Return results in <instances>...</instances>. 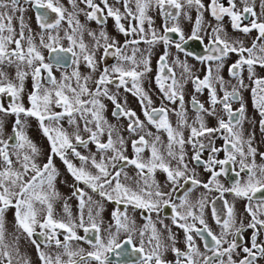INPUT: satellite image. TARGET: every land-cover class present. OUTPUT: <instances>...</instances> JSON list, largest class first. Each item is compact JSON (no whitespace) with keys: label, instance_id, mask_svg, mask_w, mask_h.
I'll use <instances>...</instances> for the list:
<instances>
[{"label":"snow or ice","instance_id":"snow-or-ice-1","mask_svg":"<svg viewBox=\"0 0 264 264\" xmlns=\"http://www.w3.org/2000/svg\"><path fill=\"white\" fill-rule=\"evenodd\" d=\"M81 2L88 10L79 9L77 0H69L74 9L73 12H68L60 0H23L25 5H30L35 10L36 21L41 30L33 34L32 29L25 24L23 14L27 9L21 7V0H0V66L7 64L14 65L16 68L14 79H9L7 74L0 70V95L11 98L8 108L0 103V112L11 113L17 117L13 126V135L7 139H0V264H30V261L20 254L17 245L20 236L13 233L11 241L6 238L5 211L9 207L15 208L16 228L22 230L31 239L42 264H92V262L111 264L110 254L112 253H115L117 257L138 254L140 257L138 264H166L162 256L163 252L168 250V246L162 242L161 233L150 215L156 213L159 219L160 213L165 210H171L172 223L183 229L185 234L186 250L181 251L175 247V237L171 234V229L164 225V229L169 232L168 239L172 242L171 251L176 255L175 264H256L259 258L264 257V243L257 242L260 231L264 230V219L260 218L264 216V165L255 164L256 149L251 146V138L247 141L242 138L241 126L246 117L240 89L245 87L241 75L245 65L249 79L254 75V65L259 64L264 67V19H261V16H264V0H261L259 16L254 7V0H240L242 7L237 6L236 0H228L227 7L219 0H210L207 8L202 0H134L135 11L130 7L133 0H115V4L122 3L123 13L120 8L109 4V0H100V3H96V0H81ZM153 7L165 19L163 35H158L152 27L153 19L148 15V11ZM193 7L198 13L195 26L191 35L185 37L179 23L169 26L167 21H178L181 15L191 19L187 9ZM79 11H83L88 20H95L97 23H102L107 17L113 18L118 30L126 37L139 35V39H126L124 48L129 44L139 45L141 42L150 46L163 43L165 51L158 60L155 82L164 98L173 104L177 100L180 102V111L177 113L180 120L177 129H174L168 120V109L163 106L152 107L153 101L142 87V78L152 70L150 55L141 53L138 59L137 52H140L138 47L132 48L131 55L125 54L123 48L118 46L114 39L109 42V37L103 30L99 36L95 32H88L94 41L93 47L89 49L83 39L84 25L76 18ZM203 11H210L217 21L228 16L234 30L244 34L256 30L258 35L251 47H245L241 41H232L226 34L222 35L224 29L218 25L211 30L205 47L206 55L186 52L184 45L189 40L204 42V38L200 35ZM16 13L20 15L16 17ZM14 18L19 20L18 32L13 26ZM123 18H130L136 21V24H130L128 28H125L121 23ZM244 20H248L249 23L244 24ZM62 21L68 24V30H65L64 34V38L68 41L67 47L61 44V37L58 34H53L58 32ZM145 22L148 24L151 38H148L146 33ZM169 34H176L178 40L173 41ZM12 45L14 47H10ZM173 45L179 52L194 56L202 64L207 65V74L201 79L199 76L192 75L186 61H174L180 64L184 73L188 74L197 93L204 89H208L209 92L211 107L208 109L195 96L192 97V105L197 115L191 125L185 119L183 84L176 78L173 68L168 64V49ZM41 48L48 50L51 56L50 61H46ZM100 49H103L101 61L107 62L110 57H115L117 63L111 67H104L99 78L94 81L96 87L93 91L88 87V81L92 79L91 75L82 76L79 64L83 60L91 72H96L98 67L96 53ZM229 54L238 56L228 69L230 76L237 81L236 85L231 86V90L226 86L227 82L224 78L219 75L225 58ZM69 60L71 65L75 66L74 70L71 75L63 74L58 80L53 73L54 66L65 67ZM125 62L131 66L125 67ZM212 62H215V69ZM29 75L32 80V91L28 94L31 107L25 108L20 101L21 94L25 91V80ZM73 80L75 86L71 82ZM114 82L117 89L124 87L125 91L131 92L138 98L143 115L149 124H152L157 131L162 129L167 132V156L177 161L176 167H170L169 162L159 152L157 148L159 136H155L150 143L144 134H139V138L132 141L135 158L129 159L124 155V139L119 135L113 139L114 129L111 125L105 128L107 121L102 114L105 105L100 97H107L112 101L116 109L112 113L113 116L128 119L127 131L138 134L144 131L145 125L135 111L123 107L117 101L116 95L110 94L107 85ZM253 83L255 84L252 88L253 102L261 117L259 121L261 130L264 131V79L257 78ZM216 84H219L223 96L217 95ZM85 96L88 99H84ZM233 101H241L238 109H233ZM217 105L222 106L220 111L227 116V119L218 115ZM53 107L60 108L62 111H53ZM201 113L217 116L218 126L207 127ZM21 114L35 117L50 143V155L42 166L37 162L40 150L26 136L20 119ZM77 114L84 121L82 130L88 133L87 139L80 134V125L76 120ZM65 116L68 117L70 125H76V131L71 136L60 126V121ZM45 121L48 123L45 124ZM185 126L190 128L187 141L184 139L183 132L179 130ZM105 131H107L108 139L107 142H102L100 136ZM213 133H221L224 146L222 149L211 147V154L204 161L201 159V152L205 144L200 138H208L211 145ZM146 135L152 136V133L148 132ZM89 143L95 144L100 153L99 160L95 154L85 156L77 150V146L87 148ZM186 143L193 146L192 160L211 173V178L206 183L198 180L195 170H190L185 162L184 145ZM245 144L247 152H245ZM176 146H179L178 152ZM145 148L151 150V156L147 160L141 157ZM69 150L70 154L81 162L79 167L68 159ZM221 150L225 153V158L217 159L215 154ZM109 151L113 153L111 156L107 155ZM53 156L61 159L75 181L83 183L107 201H114L117 205L125 206L123 210L117 207L111 213L115 222V231L112 230L113 225L109 224L104 229L107 236L101 235V222L98 217L102 206L97 204V210L94 213L92 205L95 202L87 196L84 189L79 187L72 195L79 200L80 216L73 219L65 203L64 212L67 218H54L52 201L59 194L54 189L57 171L53 164ZM249 156L253 157L252 163H246ZM261 156L264 157V153H261ZM118 163L120 167L117 169ZM229 164L233 166L238 164L239 171L233 167L234 176L231 186L225 187L217 178L221 175L227 177L228 169L225 166ZM89 165L96 170L95 173L89 170ZM127 165H134L138 170V179L134 181L135 188L123 184L120 180L122 173L125 179H129L124 172ZM217 165H219L218 171ZM157 169L167 174V182H170L172 186L170 191H164L153 178ZM190 171L191 175H189ZM241 173H244L246 178H241ZM181 180L187 187L178 197L179 203H177L173 200V193L181 187ZM196 186H202L209 191L215 189L220 192L221 198L227 192L248 202L245 211L251 220L246 227L253 230L250 247L242 246L237 242V237L241 236L245 225L241 222L237 226L234 206L229 205L227 200L223 201V207L226 209L223 217L218 213L215 202H212V216L216 224L220 226V233L217 235L212 231L204 218L206 198L201 197L195 204L189 200V193ZM37 204L40 207H37ZM129 205L134 210L139 209L149 213L146 217L148 222L143 228L138 229L135 221L128 215L127 206ZM86 206H88L87 219L84 215ZM159 222L163 224L162 219ZM37 228L40 230L38 233ZM78 229H82L85 235H78ZM121 234L125 237L123 240L120 239ZM36 235L44 238L45 246L54 242L57 248H62L63 255L68 257L67 261L62 260L61 254L53 258L42 251L41 245L36 239H32ZM59 235H63V241ZM90 235L94 239L90 238ZM229 236L232 237L231 240L227 239ZM196 237L204 241V248L211 255L200 251L196 245ZM137 238L138 245L135 243ZM82 240L91 245V251L85 253L83 248L72 249L70 242ZM238 248H241L245 254L239 261L233 259V254ZM225 257L227 260L224 259Z\"/></svg>","mask_w":264,"mask_h":264},{"label":"flooded vegetation","instance_id":"flooded-vegetation-1","mask_svg":"<svg viewBox=\"0 0 264 264\" xmlns=\"http://www.w3.org/2000/svg\"><path fill=\"white\" fill-rule=\"evenodd\" d=\"M202 2L204 3L205 7L207 8L208 5L210 4V0H202ZM220 3H222L225 7L228 6V0H219ZM237 2V6L238 7H242V5L240 4V0H236ZM60 3L67 9L68 12H73L74 9L71 5V3H69V0H60ZM96 3H100V0H96ZM109 4H113L115 7L120 8L121 13L124 12V8L122 3L121 4H115V0H109ZM261 0H254V7L255 10L258 14V16L261 13ZM77 6L79 9H84V10H88L86 8V5L83 4L81 2V0H77ZM21 7H24L27 9V11L23 14L24 15V19H25V24L28 26L27 21L30 20L31 23L29 24L30 26H28L29 28L32 29L33 34H37L39 33L41 30L38 27L37 21H36V17H35V10L30 6V5H25L23 3V0H21ZM130 7H132L133 11H135V4H134V0L133 2L130 4ZM188 11V15L191 17V19L185 18L183 15H181V17L179 18L178 21H172V20H168L167 23L169 26H172L173 23H179L180 27L182 28L185 37H188L189 35H191V31L193 29V27L195 26V20H196V16H197V10L195 7L191 8V9H187ZM20 14L16 13L15 16L18 17ZM106 15V13H105ZM148 15L152 17L153 19V25L152 27L156 30L158 35H163V25L165 23V19L162 15L158 14L157 10L153 7L151 9H149L148 11ZM76 18L80 21L81 24L84 25V35H83V39L84 42L87 44L88 46H90L91 48L93 47V39L92 37H90L88 35L89 31L95 32L97 34V36H99V33L101 32V30H103L104 32L107 33V36L109 37V42H111L113 39L117 42V45L123 48V51L125 52V54L127 55H131L132 54V48L133 47H138L140 49V52H137V57H140L141 53H143L144 55H150V57H155L154 58V71H153V81L155 82V77L158 73V60L159 57L164 53L165 48L163 43H156L154 45H148L144 42H141L139 45L133 46L131 44H129L126 48H124V44L126 39L127 40H131V39H139V35H135V36H129L126 37L123 33H121L118 28L116 27V23L114 21L113 18L111 17H107L106 19L103 20L102 23H97L95 20H88L86 18V16L84 15L83 11H79L77 12V16ZM261 19H264V16H261ZM67 24L66 21H62V24ZM121 23L124 24L125 28H128L130 24H136V21L130 20V18H123L121 20ZM244 24L249 23L248 20H244L243 21ZM32 24V25H31ZM222 26V28L224 29V32L222 33V35L226 34L227 38H229L230 40L234 41L236 40V38H231V33H230V29L234 30L231 26V19L228 16H224L222 20L217 21L214 17H212L210 11H203V18H202V25H201V32L200 35L204 38V42L200 43L199 41H192L189 40L187 42V44L184 45L186 52H192L195 55H206L207 53L205 52V47L208 44V40H209V36L211 34V30L213 27L216 26ZM13 26L16 29H19V20L17 18L13 19ZM145 30L146 33H148V38H151V33L148 27L147 22H145ZM235 32L239 33V41H241L243 43V45L245 47H251L252 42L255 40L256 36L258 35V33L256 32V30H253L251 33L248 34H244L240 31L234 30ZM171 39L173 41L178 40V36L176 34H169ZM36 39H38V36L36 37ZM259 43V42H258ZM62 44V43H61ZM64 47H67V45L62 44ZM169 55H168V64L169 66H171L173 68V71L176 74V77L178 75V67H181L179 63H174V61L177 59L179 61H183L182 59L184 58V60L187 62V64L190 62H199V60L195 59L194 56H190V55H186L185 52H179L174 45L171 46L168 49ZM103 54V49H100L97 51L96 53V57H99L101 64L103 65V68L105 66H109L112 64H116L117 63V59L115 57H110L107 62L101 61V56ZM53 55V54H52ZM245 55H247V53H245ZM47 57H51L48 50L46 53ZM181 58V59H179ZM225 59H230V63L226 65V69H225V73L230 76L229 74V67L232 63H234L237 59L238 56L236 54H229V56ZM190 60V61H188ZM207 71V67L204 68ZM253 72L254 75L252 76L251 79H249V73L247 71V66L245 65L241 75L243 77V82L245 87L240 89V95L242 97V103L244 104L245 107V117L246 119L242 122V127H244L245 125H258L260 126V114L258 109L255 107L254 102H253V95H252V88L255 87V84L253 83V81L257 78L260 79H264V67L260 66L259 64L254 65L253 67ZM101 73V72H100ZM197 76V75H194ZM201 78V77H200ZM203 79V78H201ZM191 80V79H190ZM190 86L187 87H183V95H184V107H189V111L190 113H196V110L193 108L192 105V97L195 96L196 99L204 104V106H206V102L202 101L201 98L198 96V93L195 91L194 85L192 83V81H190ZM115 83V82H114ZM156 84V82H155ZM128 87H131V84H128ZM124 88V87H123ZM155 89H158V86L156 84ZM125 90V89H123ZM110 94H115L116 95V99L117 101L126 109H131L133 111L136 112L137 116L139 117V119L141 121L144 122V125L147 126L149 125V123L147 122V119L145 118V116L143 115V110H142V106L138 100V98L136 96H134L131 92L126 91V93L128 94L127 96V100L124 98H121L120 96H117L116 92L112 93L111 91H109ZM160 93H162L160 91ZM223 96V95H222ZM103 97H100V99H102ZM163 98H161L162 100ZM132 100V104H128L129 101ZM153 101V99H152ZM240 103L241 101H233L232 102V107L233 109H238L240 107ZM173 105L174 109H180V102L179 100L176 101V103H172L170 101H168L166 98H164V102L160 101L159 103H155L153 102L152 107H166L168 109V116L170 114V105ZM105 105V103H104ZM115 106L111 101V107H105L103 110V115H107L106 112H108L109 115L113 116V112L115 111ZM188 112V113H189ZM186 115V114H185ZM115 118H119L116 116H113ZM106 118V117H104ZM225 119H227V116L225 115L224 117ZM169 120V119H168ZM145 129V128H144ZM264 131H262L263 133ZM140 134H144L145 138L149 141V136L146 135V133H140ZM12 136V135H11ZM184 139L187 141L188 137L190 136L189 133L184 132L183 133ZM247 138V140L249 138H251V146L253 148L256 149V155L254 157V161L256 165H264V157L261 156V153H264V133L261 135H247L245 136ZM212 143L211 145H209V140L206 141L205 144V148L202 152H201V159L206 161L209 157V155L211 154V147H216L218 149H222L224 146V140L222 139V137L220 136V138H214L211 137ZM246 140V141H247ZM159 144V142L157 143ZM188 143H186L185 145H187ZM160 145V144H159ZM184 145V146H185ZM162 148L167 147V144L165 143H161ZM190 148H192L191 152L189 154H185V157L187 160L189 158V163L191 164L190 166L188 165L189 169L195 170V176L198 180H200L203 183H206L210 178H211V173L206 171L205 168L202 165L197 164L195 161L192 160V156L194 155V150H193V146L191 144L188 145ZM245 152H247V145L245 144ZM176 150L178 152L179 150V146H176ZM164 158H166L167 153L162 150L160 152ZM217 159H224L225 158V153L221 150L218 153L215 154ZM239 159V157H238ZM172 160L171 161H167L169 162L170 167H176L177 166V161H175V165H172ZM253 161V157L249 156L248 159L246 160V163H252ZM228 169V173H227V177H225L224 175L219 176L217 179L219 180V182L224 185L225 187H230L231 186V180L234 176L233 173V167H235L236 171H239V165H226L225 166ZM128 168V167H127ZM132 168V171L137 175L138 170L135 168L134 165L129 166V169ZM216 170H219V165L216 166ZM112 171V170H111ZM131 173V172H130ZM191 171L189 172V175H191ZM153 178L155 179V181L162 186L164 191H170L171 190V184L170 182H167V174L165 172H163L160 169H157L154 174H153ZM241 178H246L244 173H241ZM181 187L178 189V191H176L175 193H173V200L177 203H179L178 197L182 195L183 190L185 187H187L186 185L183 184V180L180 181ZM70 189L72 190V193L76 190L77 187L84 189V191H86V186L83 183H79L77 181H73L70 184ZM128 186V184H125ZM134 188L136 187V185H132ZM97 194V193H96ZM98 195V194H97ZM99 196V195H98ZM201 197H205L206 198V207L204 209V218L207 222V224L209 225V227L212 229V231L219 235L220 233V226L216 224L215 219L212 216V207L213 204L212 202H215V206L217 208L218 213H220L223 217L224 214H226V209L223 207V201L227 200L229 205H233L234 206V213H235V219L237 222V226L240 225V223L242 222L245 225V229L243 231V233L241 234V236L237 237V242L238 244L242 245V246H251V235H252V229L247 228L246 225L250 222L251 217L248 215V213L245 211V206L248 203L245 199H241V198H237L234 197L232 194L230 193H224L223 197L221 198L220 192L216 191L215 189L209 191L207 189H204L202 186H196L195 188H193V190L189 193V200L191 203L195 204L199 199H201ZM77 202L79 201L77 197H75ZM112 203L116 204L114 201H112ZM253 204H255V201H253ZM121 206L124 207L123 204H121ZM131 206V205H129ZM127 206V209L128 207ZM118 207H120V205H118ZM124 208H122L123 210ZM136 211L138 212L139 215H141V217L144 219V221L147 223L148 221L146 220V217L149 215V213L144 212L143 210H139L136 209ZM152 217V221L155 223V226H157V215L156 213H151L150 214ZM261 219H264V216L260 217ZM160 219L163 220V224L160 223L158 231L161 233V237H163L162 242L166 241L169 237V232L166 230V234H165V229L164 225H170L171 226V234L174 235L175 237V247L179 248L181 251H185L186 250V242H185V234L183 229L179 228L177 225L172 223V212L171 210H165L162 211L160 213ZM197 226L199 227V225L197 224ZM101 235L104 231V229H102V225H101ZM78 235L84 236V233H80L78 232ZM59 238L63 241L64 237L63 235H59ZM125 237L124 235L121 237V240H123ZM196 239V245L197 247L200 249L201 252H205L207 255H211L210 252H206V249L204 248V241L200 240L198 237L195 238ZM227 239L231 240L232 237L229 236L227 237ZM83 241V240H82ZM257 242L258 243H264V230L260 231V235L257 237ZM135 243L138 245L139 241L136 239ZM165 245H167L164 242ZM168 246V250L163 252V256L162 258L166 261V264H175L176 262V255L174 252L171 251V246L172 245H167ZM225 247H227V245H224ZM92 249H88V251H91ZM119 251V250H118ZM129 252H130V246H129ZM245 254L242 252L241 248H238L236 250V253L233 254V259L239 261V259L243 258ZM140 257L138 254L135 255H127V256H119L117 257L115 253L110 254V261L111 264H138ZM225 260H227V257L224 258ZM256 264H264V257H261L257 260Z\"/></svg>","mask_w":264,"mask_h":264},{"label":"rangeland","instance_id":"rangeland-1","mask_svg":"<svg viewBox=\"0 0 264 264\" xmlns=\"http://www.w3.org/2000/svg\"><path fill=\"white\" fill-rule=\"evenodd\" d=\"M27 23H28V26H30L29 24L31 23V21L28 20ZM16 30H17V32L19 31V29H16ZM65 30H68V24H66V23L62 24L60 26L58 32H53V34L54 35L58 34L61 37L60 42L62 44H65L68 46V41L64 38ZM230 33H231V38H236V40L239 41V33L238 32H235L234 30L230 29ZM25 34L26 35L28 34L27 28L25 30ZM236 40H234V41H236ZM36 43L37 44L39 43V39H36ZM87 44H89V43H87ZM10 47H14V45H12ZM88 47H89V49H91L90 46H88ZM40 50H41L42 54L45 56L46 61H50V58L46 56L47 49L41 48ZM137 58L139 59V57H137ZM154 58L155 57H150V67L152 70H151V72H148L142 78L141 83H142V87L145 90V92L151 97V99H153V102L159 103L160 101L164 102V96L162 93H160V90L155 89L156 84L153 81ZM179 59H181V58H179ZM182 60L183 61H181V62H185L184 58ZM96 61H97V65H98L96 72H91V70L85 65L83 60H81V62L79 64V71H80L82 76L91 75L92 79L88 81V87L90 89H92L93 91H95V87H96L94 81L99 78L100 72L103 71V69H104L103 65L100 62L99 57H96ZM175 61H177V59ZM188 61H190V60H188ZM230 61H231L230 59H225L224 66L219 71V75L222 76L224 78V80L227 82L226 86L228 87L229 90H231V86L237 84L236 79H234L231 76H228L225 73L226 65L229 64ZM212 64H213V69H215V62H212ZM112 65H115V64H112ZM112 65H109V67H111ZM187 65L191 69V73L193 76L197 75V76L203 78L204 75L207 74V71L204 69L205 67H207V65L202 64L200 61L197 63L196 62H192V63L189 62ZM124 66L130 67L131 65L125 62ZM74 67L75 66L71 65V64H69V66H65L62 68H57L54 66L53 73L57 77V79L60 80L63 74L71 75L72 71L74 70ZM0 70L4 71L7 74L9 79L15 78L16 68L14 65H7V64L2 65V66H0ZM176 78L178 80H181L183 87H185V86L189 87L190 86L191 80L188 78V74L183 72V69L181 67H178V75ZM71 82L73 83V86H75V81L73 80ZM129 85H130V83H129ZM107 88L112 93L116 92L117 96H120L121 98H123V100H124V98L127 100L128 94L126 93L125 90H123L124 89L123 87H120L119 89H117L116 83H112V84L107 85ZM216 88H217V95L222 96L223 91H221L219 84H216ZM31 91H32V80H31V75H29L25 80V91L21 94V101H20L25 108L31 107V104L28 100V94ZM198 96L201 98L202 101L206 102V106H205L206 109L211 107V105L209 103L208 89H204L203 91L199 92ZM83 98L88 99L87 96H85ZM161 98H163V99L161 100ZM10 100H11V98L8 97L7 95H0V103H2L5 108H8ZM101 101L103 104L105 103V107H108V108L111 107V100H109L107 97H103L101 99ZM128 104L131 105L132 100L129 101V103H127V105ZM216 107H217L218 115L225 117V114L222 111H220L222 106L217 105ZM184 110H185V114H186L185 119L187 120V123L189 125L193 124V122L196 119L197 113H190L191 111L189 110V107H186V106L184 107ZM53 111L59 112V111H62V109L53 107ZM179 111H180V109H174L173 105L172 104L170 105V114L168 116V119H169L171 126L174 129L178 128V122L180 120V117L177 115V113ZM106 113H107V115H105V116L103 115L104 117H106L105 120L107 121V125H105V128H107L108 125H111L114 129L113 139H115L117 135L121 136L124 139V141H125V143H124V155L129 157V159L135 158L136 154L132 148V141L138 139L140 133L151 132L152 136H149V139H150L149 142L150 143L153 141L155 136H159V138H160L158 141L159 144L161 145V143H165L168 145V136H167L166 131H164L162 129L157 131V129L152 124H149V125L145 126V129L143 132H140L138 134L137 133H131V132L127 131V125L129 123L128 119H126L124 117L115 118V117L109 115L108 112H106ZM201 115H203L204 121H205V124L207 127L215 128L218 126L217 116L207 115L206 113H201ZM16 118L17 117L14 114H11V113L6 114L4 112H0V125H2V130H0V139H7L9 136L13 135V126H14ZM20 119L24 125L23 130H24L26 136L40 150V155L37 157V162L42 166L43 163H45L47 161V158L50 155V143H49L47 137L44 136L43 131L40 127L39 121L35 117H28V116H25L24 114H21ZM76 120H77V124L80 125V134L82 135L83 138L87 139L88 133H86L82 130L84 121L79 118V114H77ZM47 123H48V121H45V124H47ZM60 126H62L64 128V130L69 133L70 136L76 131V125H70L68 123V117L67 116H65L60 121ZM89 126L92 127L93 125H89ZM196 126H198V125H196ZM179 130L182 131L183 133L186 132V133L190 134V128H188L186 126L183 128H180ZM241 132H242V138L245 141L247 140V138L245 137L247 135H261L264 133V132L262 133L260 126L249 125V124L245 125L244 127L241 126ZM220 136H221V133H213L211 135V137H214L215 139L220 138ZM107 139H108V134H107V131H105V133L100 136V140L102 142H107ZM200 140L202 143H206L208 138L201 137ZM73 143H75L74 140H73ZM159 144H157V148H158L159 152L164 150L167 153V147H166V149L162 148V146H160ZM188 145L189 144L184 146L185 154H189L192 151L191 150L192 148H190ZM204 149H207V148H204ZM77 150L80 151L82 155L88 156V155L95 154L97 160H99V158H100V153L98 152L95 144H93V143H89L87 148H85L83 146H77ZM112 154L113 153H111L110 151L107 153V155H109V156H111ZM150 156H151L150 148H145V150L141 153V157L144 160L149 159ZM13 158L15 159V157H13ZM52 159H53V164H54L56 171H57V176H56V179L54 181V189L59 194L52 201L53 202V209H54V218H56V219H66L67 218L66 213L64 212V205H65V203H67L68 209L72 213L73 219H77L80 216V212H81V210L79 208V201L77 202V200L75 198L76 196L72 195V190L70 189V186H71L70 184L73 181H75V179L69 173V171L67 170V167L64 165V163L61 161V159L58 156H53ZM68 159H70L73 162V164L76 165L77 167L80 166L81 162L76 157H74L70 154V150H69ZM185 159H186V157H185ZM165 160L171 161V158L166 155ZM185 162L189 166L191 165L189 163V158L187 160H185ZM171 164L175 165V160L172 161ZM129 166H131V165H127L124 168V172L127 173V176L129 177V179H125L124 174L122 173L120 180L123 184H128L129 187L134 188L130 184L135 185L134 181H135V179H138V177L132 171V168L129 169ZM88 167H89L90 171L95 173L96 170L94 168H91L90 165ZM119 167H120V164L118 163L117 169ZM111 170L112 169H110V171ZM112 171H114V170H112ZM85 192L87 193V196H90L92 198V201L95 202L92 205L94 213L97 210V207H96L97 204L102 206V211L100 213V216L98 217V220L101 222L102 229H106L109 224H112L113 225L112 230L115 231V222L112 219L111 213L114 211L115 208L118 207V205L107 201L105 198L98 196L95 192H92L89 188H86ZM85 199H87V197H85ZM37 207H40V206L37 204ZM124 207L120 205L119 208L122 210V208H124ZM87 211H88V206H86L84 209L85 219H87ZM127 212H128V215L135 221L136 227L138 229L143 228V226L146 224V222L141 217V215H139L138 212L132 208V206L128 207ZM14 214H15V208L14 207H9L5 211L6 238L9 241H11L13 233L19 235L20 239L17 242V245H18L21 256H23L27 260H29L30 264H42L41 260L39 259V254L37 252L35 245H33L31 243V239H29L27 237V235L22 232V230L16 228V222H15V215ZM157 220L158 221H157L156 228L158 230L159 225H160V222H159L160 217H159V219L157 218ZM167 226L171 229L170 225H167ZM36 231L38 233L40 231L39 228H37ZM77 231L80 233H84L82 229H78ZM165 234H166V230H165ZM102 236L106 237L107 233L105 231H103ZM122 236H123V234H121L120 239ZM90 238L94 239V237H92L91 235H90ZM161 238L163 239V237H161ZM32 239H36L37 243H39L41 245V250L44 251L47 255L54 258L57 254H61L62 260L67 261L68 257L66 255H63V249L57 248V246L54 244V242L45 246V244L43 243V240H44L43 237L36 235ZM137 240L139 241L138 238H137ZM164 242L167 245H172V242L169 239H167L166 241H163V243ZM70 243H71L73 250H78L80 248H83L85 250V253H86L88 251V249H92L91 245H89L86 241H72ZM92 264H95V262H92Z\"/></svg>","mask_w":264,"mask_h":264},{"label":"water","instance_id":"water-1","mask_svg":"<svg viewBox=\"0 0 264 264\" xmlns=\"http://www.w3.org/2000/svg\"><path fill=\"white\" fill-rule=\"evenodd\" d=\"M54 55V54H53ZM50 58V60H51V57H49ZM71 62H70V60L67 62V64H66V66H69V64H70Z\"/></svg>","mask_w":264,"mask_h":264}]
</instances>
